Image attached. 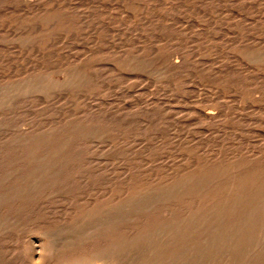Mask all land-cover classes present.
I'll use <instances>...</instances> for the list:
<instances>
[{"label":"rangeland","instance_id":"rangeland-1","mask_svg":"<svg viewBox=\"0 0 264 264\" xmlns=\"http://www.w3.org/2000/svg\"><path fill=\"white\" fill-rule=\"evenodd\" d=\"M246 172L264 0H0V264L141 263L137 235L235 200Z\"/></svg>","mask_w":264,"mask_h":264},{"label":"bare ground","instance_id":"bare-ground-1","mask_svg":"<svg viewBox=\"0 0 264 264\" xmlns=\"http://www.w3.org/2000/svg\"><path fill=\"white\" fill-rule=\"evenodd\" d=\"M233 175H230V177H233ZM254 175L246 172L245 179L242 180L243 185L240 187L237 185L238 189L235 190L237 194L235 200L219 198L223 201V206L219 204L212 205L209 211L201 212L200 210L196 214H194L196 210L193 209L194 213L192 212L191 215L176 219L167 225L163 224L151 234L147 232L144 235H137L139 237L136 236L134 240L131 238L133 243L142 244V242H147L149 246L157 247L155 255L150 253L145 261L138 264H203V262L210 261V264H220L223 257H225L227 264H264V177L262 175L260 181L257 179L259 183L258 181L255 183L252 179ZM210 178L204 180L207 185L210 180H213L212 186L221 188L218 185L220 181L217 182L212 177ZM204 181L203 177L192 178L184 183H177L173 187L176 188L177 193H181L183 190L188 192L191 186L198 188L201 182L204 183ZM188 185L189 187H187ZM203 204L205 203L203 202ZM208 205L204 206L207 207ZM196 208L198 207L196 206ZM121 218L120 216L117 217L118 220ZM126 242L128 240H124L122 244L125 245ZM114 247L116 246L113 245V250H98L92 253L88 259H91V264H115L116 257L114 255L116 251L114 249L119 250L120 248Z\"/></svg>","mask_w":264,"mask_h":264}]
</instances>
